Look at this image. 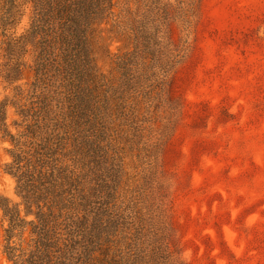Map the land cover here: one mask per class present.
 <instances>
[{"label": "trees", "instance_id": "1", "mask_svg": "<svg viewBox=\"0 0 264 264\" xmlns=\"http://www.w3.org/2000/svg\"><path fill=\"white\" fill-rule=\"evenodd\" d=\"M201 4L0 0V85L11 88L0 100V138L10 145L3 170L18 200L0 196L9 264H186L174 230L180 197L192 194L173 150L190 130L175 91L189 52L178 23ZM26 6L28 27L16 35ZM114 41L124 51L111 78L95 52L108 54ZM127 154L146 189H128Z\"/></svg>", "mask_w": 264, "mask_h": 264}, {"label": "rangeland", "instance_id": "2", "mask_svg": "<svg viewBox=\"0 0 264 264\" xmlns=\"http://www.w3.org/2000/svg\"><path fill=\"white\" fill-rule=\"evenodd\" d=\"M201 6L187 25L178 23L189 52L175 91L185 98L190 130L181 131L173 150L188 169L192 194L180 197L174 230L186 264H264V0H202ZM29 17L26 6L16 35ZM107 48L108 54L96 49V64L115 78L124 47L114 41ZM31 77L26 69L18 84L27 88ZM10 93L0 85V100ZM16 119L9 107L12 132ZM9 147L0 138V196L17 202L14 180L3 170ZM124 166L128 189H146L131 154ZM3 228L0 211V264H9Z\"/></svg>", "mask_w": 264, "mask_h": 264}]
</instances>
